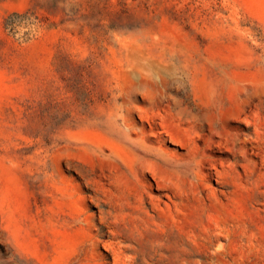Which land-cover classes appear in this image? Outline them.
<instances>
[{
  "label": "rangeland",
  "instance_id": "374dc122",
  "mask_svg": "<svg viewBox=\"0 0 264 264\" xmlns=\"http://www.w3.org/2000/svg\"><path fill=\"white\" fill-rule=\"evenodd\" d=\"M0 264H264V0H0Z\"/></svg>",
  "mask_w": 264,
  "mask_h": 264
}]
</instances>
